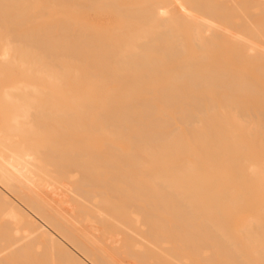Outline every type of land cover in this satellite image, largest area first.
<instances>
[{"label":"bare ground","instance_id":"bare-ground-1","mask_svg":"<svg viewBox=\"0 0 264 264\" xmlns=\"http://www.w3.org/2000/svg\"><path fill=\"white\" fill-rule=\"evenodd\" d=\"M205 1L0 0V264H262L264 0Z\"/></svg>","mask_w":264,"mask_h":264},{"label":"rangeland","instance_id":"rangeland-1","mask_svg":"<svg viewBox=\"0 0 264 264\" xmlns=\"http://www.w3.org/2000/svg\"><path fill=\"white\" fill-rule=\"evenodd\" d=\"M206 1H207V0H206ZM206 1H205V2H206ZM209 1H210V0H209ZM209 1H208V2H209ZM221 1H222V0H221ZM221 1H218V2H221ZM203 2H204V1H203ZM206 3H207V2H206ZM248 10L251 12L250 9H248ZM248 10H247V13L250 14ZM93 14H95V18L98 19V20H100V21H106V20H110V21H111V20L116 19V17L113 16L112 13H109V14H108V13H107V14H101V13H99V12H98V13H97V12H94ZM250 17H251V19H255L254 16H250ZM253 17H254V18H253ZM205 233H210V232H206V231H205ZM205 233H202V234H205ZM205 235H208V234H205ZM207 243H208V242H206L205 244H207ZM211 243H212V242H211ZM208 244H209V243H208ZM215 244L217 245L216 242H214V245H215ZM219 244H220V243H219ZM219 244H218V248H220V250H222V251L226 250V251H228V253L230 252L229 255H231V254L233 253L232 250H234V249H233L232 246H231L232 250L229 251V249H231V248H229L230 246H229V247H228V246L226 247V248H228V249H226V248L224 249V247H225V246L223 247L224 244H223V245L220 244V246L222 245L223 248H221V247L219 246ZM209 245H210V244H209ZM211 245H212V244H211ZM211 245H210V246H211ZM214 245H212V246H214ZM210 246H209V247H210ZM212 246L209 248L207 245H205V248L207 249V251H209V249H211V248H213V250H214V248H215V250L217 249L216 246H214V247H212ZM207 247H208L209 249H208ZM235 249H236V248H235ZM220 250L218 249V250H216L217 252H216V251H213L212 253L215 254V252H216V253H217L216 255H219V251H220ZM246 250L248 251V250H250V249H246ZM207 251H206V252H207ZM210 251H212V250H210ZM226 251L224 252V254L227 256L228 253H226ZM204 252H205V251H204ZM206 252H205V253H206ZM208 253H209V252H207L206 254H208ZM210 253H211V252H210ZM212 253H211V254H212ZM220 253H221V251H220ZM234 254H235V253H234ZM234 254H233V256H230V257L228 256L227 259H229V258L231 259L232 257H233L234 259H235V258H238L236 255H235V257H234ZM225 255H224V256H225ZM204 256H205V255H204ZM204 256H203V257H204ZM210 256H211V255H206L207 260L209 259L208 262H207L206 259H205V260L200 259V260H203V261H201V262L198 261V262L195 263V264H203L204 261H205L204 264H207V263H208V264H226V263H227V264H243V263H240V262H242V261H245L244 264H248V263H250V264H254V263H255V264H260V263L258 262L259 260H258V261L256 260L257 262H255V261L252 262L253 259H250V258H249L250 261L247 260V261H248V262H247L246 260H244L245 257H240L239 259H243V260H240V261H238V259H235L234 261L229 260V261H231V262L228 263L229 261H227L226 258L223 259V257H224L223 254H221V255H219V256H216V257H220V256H222V257H221V258H222L221 260H219V259L216 260V257H214V255H212L213 258L210 257ZM126 257H127V256L124 255V262H125V263H126V262L129 263V264H139V263H140V262L137 263L136 260H135L134 258L130 257V256H128V258H126ZM129 257H130V259H129ZM204 258H205V257H204ZM246 259H248V258H246ZM122 260H123V257H122ZM216 261H218V263H217ZM222 261H224L225 263H223ZM261 261H263V260H261ZM261 261H260V262H261ZM135 262H136V263H135ZM263 263H264V261L262 262V264H263Z\"/></svg>","mask_w":264,"mask_h":264}]
</instances>
